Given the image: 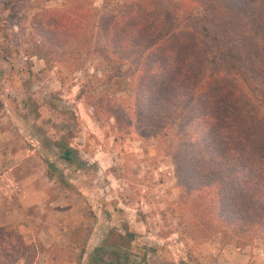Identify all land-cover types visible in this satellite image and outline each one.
<instances>
[{"label":"rangeland","instance_id":"1","mask_svg":"<svg viewBox=\"0 0 264 264\" xmlns=\"http://www.w3.org/2000/svg\"><path fill=\"white\" fill-rule=\"evenodd\" d=\"M67 1L0 0V227L23 242L9 258L264 264V238L227 228L215 193L184 175L178 129L154 135L142 124L130 65L101 54L99 29L90 27L83 38L92 41L77 54L37 30L34 16ZM89 7L109 10L105 0ZM68 147L72 160L61 157ZM20 207L24 215L9 218Z\"/></svg>","mask_w":264,"mask_h":264},{"label":"trees","instance_id":"2","mask_svg":"<svg viewBox=\"0 0 264 264\" xmlns=\"http://www.w3.org/2000/svg\"><path fill=\"white\" fill-rule=\"evenodd\" d=\"M105 1L96 14L91 0H68L33 24L62 54L89 46L95 25L101 54L130 65L142 124L154 135L177 128L194 189L215 193L216 216L234 233L264 238V0ZM13 238L0 227V264H18L9 257L23 242Z\"/></svg>","mask_w":264,"mask_h":264},{"label":"crops","instance_id":"3","mask_svg":"<svg viewBox=\"0 0 264 264\" xmlns=\"http://www.w3.org/2000/svg\"><path fill=\"white\" fill-rule=\"evenodd\" d=\"M7 213H8V215H9V218L10 217H13L14 215H16V214H19L20 216H22V215H24L23 213H24V210H23V208L22 207H20V208H11V209H8V211H7ZM23 222V220L22 221H20V222H18V223H22Z\"/></svg>","mask_w":264,"mask_h":264}]
</instances>
